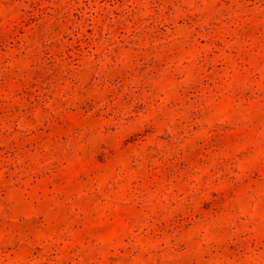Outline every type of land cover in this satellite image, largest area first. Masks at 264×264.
Instances as JSON below:
<instances>
[{
  "label": "rangeland",
  "instance_id": "rangeland-1",
  "mask_svg": "<svg viewBox=\"0 0 264 264\" xmlns=\"http://www.w3.org/2000/svg\"><path fill=\"white\" fill-rule=\"evenodd\" d=\"M0 264H264V0H0Z\"/></svg>",
  "mask_w": 264,
  "mask_h": 264
}]
</instances>
